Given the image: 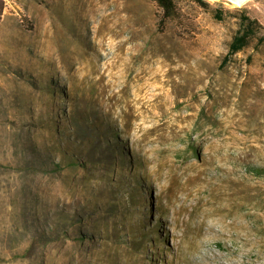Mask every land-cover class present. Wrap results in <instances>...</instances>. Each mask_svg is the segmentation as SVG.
Returning <instances> with one entry per match:
<instances>
[{
	"label": "rangeland",
	"instance_id": "1",
	"mask_svg": "<svg viewBox=\"0 0 264 264\" xmlns=\"http://www.w3.org/2000/svg\"><path fill=\"white\" fill-rule=\"evenodd\" d=\"M2 1L0 264H264V0Z\"/></svg>",
	"mask_w": 264,
	"mask_h": 264
},
{
	"label": "trees",
	"instance_id": "2",
	"mask_svg": "<svg viewBox=\"0 0 264 264\" xmlns=\"http://www.w3.org/2000/svg\"><path fill=\"white\" fill-rule=\"evenodd\" d=\"M157 4L159 5L161 9V15L159 17V26H163L166 21L169 19H178L180 17V12L177 8L176 5V0H155ZM198 2L205 6L208 7V2L206 0H198ZM4 11V3L2 0H0V15H2ZM225 11V8L222 6H218L215 8V17L217 19H223V13ZM240 27L237 29L235 34L233 35V38L229 44V50L227 54L224 56L222 62H221V67H224L227 62L229 61L230 57L233 54H236L238 52L243 51L247 47H249L254 39H257V41H262L263 38L261 36L257 37L258 31H257V25L258 21L256 19H253L249 17L247 14L244 12H240ZM257 42V44H258ZM36 148V146H34ZM52 150H49V154H51ZM42 157V155H40ZM36 161H40L37 157L35 158ZM72 163H76L77 160H71ZM78 163V162H77ZM56 168L60 167V164H54ZM63 234V230L61 231Z\"/></svg>",
	"mask_w": 264,
	"mask_h": 264
},
{
	"label": "bare ground",
	"instance_id": "3",
	"mask_svg": "<svg viewBox=\"0 0 264 264\" xmlns=\"http://www.w3.org/2000/svg\"><path fill=\"white\" fill-rule=\"evenodd\" d=\"M88 2V1H87ZM71 3H73V2H71ZM90 3V2H89ZM76 5V4H75ZM82 6H83V9L84 8H86V1L85 0H83V2H82ZM87 6H88V3H87ZM89 8V7H88ZM79 9V8H78ZM93 10H96V9H93ZM91 12H92V9H91ZM87 14V13H86Z\"/></svg>",
	"mask_w": 264,
	"mask_h": 264
}]
</instances>
